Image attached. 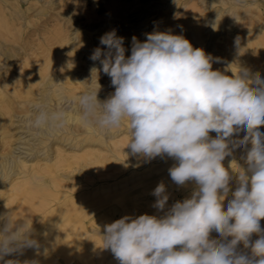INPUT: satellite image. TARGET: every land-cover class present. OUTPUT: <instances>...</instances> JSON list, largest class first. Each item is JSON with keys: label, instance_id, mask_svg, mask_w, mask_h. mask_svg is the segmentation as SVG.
I'll return each instance as SVG.
<instances>
[{"label": "clouds", "instance_id": "obj_1", "mask_svg": "<svg viewBox=\"0 0 264 264\" xmlns=\"http://www.w3.org/2000/svg\"><path fill=\"white\" fill-rule=\"evenodd\" d=\"M220 19L218 12L213 30ZM235 44L239 47V37ZM100 45L105 47L94 49L90 59L101 67H92L86 88L71 100L57 88L55 108L45 95L33 105L27 126L56 135L73 122L74 104L83 127L105 134L125 128L126 156L171 158L176 161L168 169L172 182L195 184L190 197L169 207L167 187L160 182L153 207L163 215H126L106 224L103 248L119 264H264V77L242 65L231 76L213 70L218 58L171 30L147 33L143 42L133 36L130 56L116 30L101 36ZM100 72L115 88L104 101L98 99ZM237 150H243V165L235 160ZM226 157H233L228 168ZM43 247L31 217L0 215L3 264H21L5 257L26 249L39 256Z\"/></svg>", "mask_w": 264, "mask_h": 264}, {"label": "bare ground", "instance_id": "obj_2", "mask_svg": "<svg viewBox=\"0 0 264 264\" xmlns=\"http://www.w3.org/2000/svg\"><path fill=\"white\" fill-rule=\"evenodd\" d=\"M2 1L8 3L6 0ZM21 1L29 0H16L17 5L10 6L11 11L0 12V26L8 25V34L12 37L17 35L13 34L14 32L11 31L17 24H20L18 29L26 24L24 23L25 11L21 9ZM35 1L40 2L42 0ZM109 1L116 4L119 0ZM178 1H181V3L178 6L176 14L178 15L179 12L182 14L171 18L174 15L171 16L167 11L174 10L175 3ZM242 1L145 0L142 5L139 4L138 7L136 6L137 8L135 9H137L138 13H136V15L134 14L135 16L130 19L125 17V11H123L124 6L121 10V7H116L117 5L113 7L114 4L112 3L111 6L113 8L109 9V6H105L108 10V14L106 13L98 22L94 20L96 23L92 21V24L88 26L84 25L87 26L84 30H77L78 21H76L72 15L69 16V19L74 21L72 29L76 30V35L72 37L71 34L68 35V37L56 35L54 42L56 41L57 43H54L56 45L51 48L47 47L41 51L31 50V52H29V48L27 47L18 46L16 44L14 47L10 46L12 39H2L0 41V64H3L1 65L3 68L2 70L0 67V83H4L1 87L3 89L0 91V107L4 109L0 115V179H3L0 180V197L4 196V200L6 199L5 202L2 200L3 203L0 204V215H3L9 206L16 204L18 198V200L24 202H19L18 206H32L36 212L44 213L46 215L44 221L47 220L43 229L37 232L38 238L44 245L41 249L42 255L37 256L35 250L26 249L22 255L13 254L5 257L6 260H18L21 264L26 260H38L39 264L45 262L50 264H61V257H65L70 261L76 254V257L79 256L81 262L83 259L88 260L89 258L90 260L94 255H90L91 257L87 258V256L85 257L84 255L88 251H85L86 253L83 254L82 251L85 249H81V255L85 258L81 257L79 251L82 246L79 248L77 244L80 242L79 240L77 241L79 237H81V239L87 237V232L82 230L85 226L83 227L82 224L81 227L83 228L81 229V227H79L80 225H75V223L81 222V219L77 222V220L74 219L76 215H72L73 218L61 221L59 219L60 217L55 218V215H50L54 218L48 217L49 213H52L59 206L65 204L67 200L71 199L67 195L66 199H63L62 194H66L68 190V194H71V191L75 190H79L80 192L89 189H91L92 192H94L93 190L95 189H104L105 191L108 189L113 190L119 188L118 184L123 183L119 180L114 181L115 179L112 180L113 182H110V177L119 175V177L121 176L122 178L131 170L130 173L132 175L142 174L140 170L142 168L143 159L131 155L126 156L124 154L130 153V148L126 147L129 136L125 128L120 129L118 132H113L112 134H105L96 129L83 127L79 123V118L75 111L76 106L73 104V111L71 113L73 122L62 132L56 135L37 133L27 126L26 118L33 110V105L38 103L46 95L47 99L50 101V107L55 108L58 104L56 96L57 88L63 89L65 96L69 100L83 91L91 79L92 67H101L99 62L92 61L90 56L97 47H105L100 45V37L112 30H116L118 36L124 37V46L127 49L126 56L131 55V49H128L126 44L132 43L133 36L143 42L146 40L147 33L171 30L173 34L183 35L190 41L194 48H202L206 54L211 55L213 58L221 59V61H219L221 63H213V70H221L226 75L231 76V70L235 72L237 66L242 65L250 68L253 72H259L261 76L264 77V26H260V23L256 21L258 19L264 22V16H260V13L255 14L251 11V13L255 15V19L252 20V15L250 13L251 16H245L244 14L252 10V8L258 12L264 11V2L260 0H254L252 2ZM43 2L49 4V6L55 7L56 5L55 0H43ZM110 4L109 2V5ZM117 4L121 5L122 2ZM136 5H138V2ZM125 6L127 5L125 4ZM30 8L31 7H28L27 9ZM164 9H166V11ZM152 10H156L158 13L149 24V17L151 16L150 11ZM130 11L132 12L133 10ZM69 12L70 11H68V13ZM218 12L221 17L218 30H213L211 24L216 21ZM6 13L10 15L6 16ZM38 13L47 14L46 9L43 7L38 10ZM71 14L73 13L71 12ZM84 26L82 25V27ZM1 31L0 29V32ZM237 37L240 38L239 47L235 44ZM4 42L11 43L5 45ZM250 50H252L256 56L260 57L258 61H254V64L257 66L251 65L245 61L247 58H249L248 60H253L252 58L257 59V57L251 58L249 55L251 52ZM18 58L20 60L15 63V59ZM95 79L96 76L93 74V81H95ZM52 81L61 84L52 85ZM98 84L100 85L98 99L101 101L109 98L115 91L114 86L111 84V78L103 72L99 73ZM260 131L264 132V126L260 128ZM243 135L244 133L242 132L241 137ZM105 149L107 150L105 151ZM235 155H240V157H242L243 150H237L234 153V157ZM108 160H110L109 165L99 164L102 161ZM169 160L171 161L173 159L168 157H157L155 159L157 162V171L155 173H158V177L155 179H157V181L170 177L168 173L170 166V163L168 164ZM241 160L242 159H240V161ZM144 162L146 161L144 160ZM223 162H226V164L230 163L229 160H224ZM111 166H113L111 168L112 171L109 172L108 169L106 171L105 168ZM10 172L12 173L11 179L9 177ZM154 175L155 174L150 175L148 179L151 181ZM35 177H40L42 179L37 183L34 182ZM135 177L136 176H134V179ZM130 179L132 178L130 177ZM130 179L128 178L127 181ZM141 180L143 181L142 178ZM141 180L135 183L136 186L142 182ZM63 182H65V184H63ZM108 182L110 183L108 184ZM61 186H65L66 190L60 189L59 187ZM133 186H131V189ZM121 188H124V186H121ZM128 189L129 188L125 187L123 192H128ZM117 191L118 190L113 191V196L116 197L117 201H112V195L107 196V191L105 192V196L103 195L104 197L102 196L99 198L101 202L99 203L102 208L97 212H93L94 214L91 213L93 214L92 216L87 215L85 217L86 219L88 216H91L87 218L89 224H96L104 228L106 224L124 217V214L126 215L123 202L120 200V197H123V195L120 196L123 192L122 190L119 192ZM98 192L95 191L94 193L96 194ZM85 199L87 200V198ZM74 200L69 201V203L72 202L73 205ZM133 202L135 203V201ZM85 204L88 205V202ZM92 204L93 202L88 206L91 207L90 205ZM95 204L98 205V202ZM151 204H153V202ZM74 205L76 204L74 203ZM84 207L85 206H82V208ZM94 207L97 208L96 206ZM94 207L92 205L91 210L86 208V212L88 210H90V212L92 210L94 211ZM65 208L67 209L68 207ZM73 208L76 210L82 209L81 207L77 209L75 206ZM27 211L24 213H27ZM57 211L59 212L61 209L59 210L58 208ZM70 211L71 210H69V212ZM81 211L83 210H80V214ZM131 211L133 212L134 210ZM136 211L138 210L135 209V213ZM84 232H86V234ZM44 233H46V236L43 235ZM102 234L103 231L97 228L91 231L90 235L92 238L89 237L93 239L94 242L97 241L99 243V247L96 251L97 255L100 256L99 258H101L102 261L107 259L109 264H119V261L114 257L111 250L103 248V240L100 236ZM88 243L90 244V242ZM89 249L92 248L90 247ZM95 250H93L92 253H94ZM106 255L107 258L105 257ZM88 261L86 263H88ZM108 261H106V263H108ZM96 262L98 263L99 261L96 260L93 264ZM103 263L106 264L105 261H103ZM0 264H3V262L0 261Z\"/></svg>", "mask_w": 264, "mask_h": 264}, {"label": "rangeland", "instance_id": "obj_3", "mask_svg": "<svg viewBox=\"0 0 264 264\" xmlns=\"http://www.w3.org/2000/svg\"><path fill=\"white\" fill-rule=\"evenodd\" d=\"M8 3H6V2H4V1H2V0H0V12H9V11H11V9H10V6H14V5H17V2H16V0H6ZM12 1V2H11ZM31 1V2H30ZM34 1V2H33ZM99 0H55V7L54 6H49V4H47V3H44L43 2V0L42 1H40V2H36L35 0H29V1H21V5H22V7H21V9L22 10H24L25 11V15H24V17H25V22L24 23H26V24H24L23 26H22V28H20V29H18L19 28V26H20V24H17L11 31H13L12 33L13 34H17V35H15L14 37H12V36H10L9 34H8V31H9V29L7 28V27H9L8 25H5V26H0V29L2 30L1 32H0V41L2 40V39H5V40H11L12 39V43L11 42H4L5 43V45H7V44H9V43H11V45L10 46H12V47H14L15 46V44L16 45H18V46H22V47H27V48H29V52H31V50H37V51H41L42 49H45V48H47V47H52V46H55L56 44H54V43H57L56 41L54 42V38L56 37V35L57 36H65V37H68V35H70L71 34V37L72 36H75L76 35V30H74V29H72V26L74 25V21L73 20H71V19H69V16H73L74 17V19L76 20V21H78V23H77V26H78V28H77V30H84V29H86L87 28V26L89 25V24H92V21H93V23H96V22H98L99 20H100V18H102V17H104V15H106V13L108 14V10L105 8V6H109L108 8L110 9V8H113L115 5H117L116 7H121V10L123 9V11H125V17H127L128 19H130V18H133L135 15H136V13H138L137 12V9H135V8H137L138 6H139V4H141L142 5V3L145 1V0H119L117 3H120V2H122V4L120 5V4H115V3H113V2H111V1H109V0H100L99 2H98ZM134 2V3H132V2ZM136 1V2H135ZM240 1H242V0H240ZM246 2V1H250V2H252V1H254V0H243L242 2ZM256 1H259V0H256ZM260 1H262V2H264V0H260ZM36 2V3H35ZM43 2V3H42ZM57 2V3H56ZM59 2V3H58ZM109 2L111 3L110 5H109ZM137 2H138V5H136L137 4ZM140 2V3H139ZM40 3V4H39ZM112 3L114 4L113 5V7L111 6L112 5ZM127 5V6H125V4ZM180 3H181V1H178V2H176L175 4V6H174V10H169V11H167L168 12V14H170L171 16H173V17H171V18H174L175 16H179V15H181L182 13L181 12H179L178 13V15L176 14L177 13V9H178V6L180 5ZM42 4V5H41ZM75 4V5H74ZM134 4V5H133ZM18 5H19V3H18ZM128 5H129V8H128ZM111 6V7H110ZM124 6V7H123ZM137 6V7H136ZM28 7H31L30 9H27ZM45 8L46 9V12H47V14H40V13H38V10L40 9V8ZM123 7V8H122ZM62 8V9H61ZM128 8V9H127ZM133 10L132 12L130 11V10ZM65 10V11H64ZM72 10V11H71ZM130 12H129V11ZM134 10H136V11H134ZM165 11H166V9H164ZM68 11H70L69 13H68ZM176 11V12H175ZM251 11L253 12V13H255V14H257V13H260V16H264V11H262V12H258V11H256V10H254V8H252V10H250V11H248L247 13H244L245 14V16H251L252 15V20H254L255 19V15L254 14H252L251 13ZM71 12L73 13V14H71ZM156 14H155V13ZM160 12H161V10H160ZM66 13V14H65ZM124 13V12H123ZM157 13H158V11H156V10H152V11H150V19H149V24L154 20V18L156 17V15H157ZM251 15H250V14ZM7 15L6 16H9L10 14L9 13H6ZM33 14V15H32ZM36 14V15H35ZM75 14V15H74ZM130 14V15H129ZM132 14V15H131ZM135 14V15H134ZM153 14V15H152ZM262 14V15H261ZM68 15V16H67ZM124 15V14H123ZM169 15V16H170ZM29 16V17H28ZM79 16V17H78ZM90 17H91V19H90ZM254 17V18H253ZM32 19V20H31ZM97 19V20H96ZM94 20L96 21V22H94ZM19 21V20H18ZM81 23H80V22ZM256 21H258L260 24V26H264V22H261V21H259L258 19L256 20ZM20 22V21H19ZM90 22V23H89ZM23 24V23H22ZM78 24H80V25H78ZM82 25L84 26V25H87V26H84V27H82ZM3 29H2V28ZM26 27V28H25ZM51 27H52V29H51ZM56 29H55V28ZM27 29V30H26ZM19 30H21V31H19ZM49 31V32H48ZM5 32V33H4ZM56 32V33H55ZM69 32V33H68ZM7 34V35H6ZM29 34V35H28ZM45 34V35H44ZM8 36V37H7ZM34 36V37H33ZM50 38H52V39H50ZM29 41V42H28ZM45 41V42H44ZM76 41H77V38H76ZM76 41H75V43H76ZM35 42V43H34ZM40 42V43H39ZM47 42V43H46ZM38 43V44H37ZM31 44H32V46H31ZM48 44H49V46H48ZM51 44V45H50ZM53 44V45H52ZM124 45H125V43H124ZM127 46H128V49H131V44H126ZM249 49H250V47H249ZM251 52H250V56H251V58L252 57H257V59H254V58H252L253 60H248L249 58H247L245 61L247 62V63H249V64H251V65H255V66H257L256 64H254V61H258L259 59H260V57L259 56H256L255 54H254V52L252 51V50H250ZM128 55H130V54H128ZM255 55V56H254ZM219 59V58H218ZM20 59L18 58V59H15V63L16 62H18ZM219 61H221V59H219ZM250 61V62H249ZM219 64V63H221V62H215V64ZM1 65H3V64H0V67H1ZM224 68V67H223ZM3 68L1 67V70H2ZM217 69V68H216ZM2 83V84H1ZM0 83V91H2V89L3 88H1L2 86H3V82H1ZM4 111V109L2 108V107H0V115H1V113ZM214 132H212V133H210V136L211 137H214L215 136V134L216 133H214ZM240 136H241V133H240ZM107 149H105V151H106ZM104 151V152H105ZM108 153V152H107ZM104 154H106V153H104ZM156 159V158H155ZM155 159H152V160H150L149 162L148 161H146V162H144V160H143V164H142V168H141V175H132L130 172L132 171H128V173H126V175L124 176V177H122L121 178V176L119 177V175H115L114 177H110L111 178V180H110V182H113L112 180H114V181H122V183L123 184H118V186H119V188H116V189H108V190H104V189H99V190H93L94 192L96 191V192H98V191H100V192H98V193H94V192H92V190L91 189H89V190H83L82 192H80L79 190H75V191H71V194H68V191H67V193L66 194H62V196H63V199L65 200L66 199V195L67 196H69L72 200H74L73 201V205H72V202L71 203H69V201H72L71 199H69V200H67L66 201V203L65 204H63V205H61V206H59L58 208H59V210L61 209V211H57V209L55 210V211H53L52 213L50 212L49 213V216L48 217H51V216H53V215H55L54 217L55 218H59L61 221H65V220H69V219H71V218H73V216L72 215H76L75 217H77V218H75L74 217V219L75 220H77V222L78 221H80V219H81V222H78V223H75V225L76 226H78V225H80L79 227H81V225L83 224V227L85 226V228L84 229H82L83 227H81V229L82 230H84V231H86L87 232V237L89 238V237H91V231L93 230H96L97 228H98V230L100 229V231H103L104 230V228L102 227V226H98V225H96V224H89V222L87 221V218L89 217H91L94 213L93 212H97L99 209H101L102 207H101V205H100V201H99V198L100 197H102L103 195L105 196V192H106V194H107V196L109 195V196H111L112 195V201L113 200H116L117 201V199H116V197H114L113 196V191H116V190H118L117 192H119V191H121L122 190V192H123V190H124V188L126 187V188H129L127 191L128 192H123V194H121L120 196H122L123 195V197L121 198L120 196V200L123 202V205H124V210H125V213H126V215L127 216H132V217H138L139 215H142V214H145V213H147V214H149V215H163V213L162 212H158L157 211V209L156 208H152L153 207V205H154V203H155V200L154 199H156V197L155 196H153L152 195V193H153V190L156 188V186L158 185V183L159 182H164L165 183V185L168 187L167 188V191H168V193H170L169 195V201H168V206L170 207L173 203H175L176 201H179V200H183L184 198H186V197H190V195H191V193H192V190L194 189V187H195V185H194V182H189L190 184H188L187 186H185V187H178L177 185H175L174 186V183L172 182V180H171V178L169 177V178H166V179H164V180H161V181H157V179H155V178H157L158 177V173H155L157 170H156V165H157V162L155 161ZM240 159H241V157H240V155H235V160L237 161V162H239L240 161ZM225 160H229V161H232L233 160V157H231V159H230V157H226L225 158ZM156 162V163H155ZM170 163V166H173L174 165V163H176V161H174V160H169V162H168V164ZM173 163V164H172ZM224 163V166L226 167V168H228V166H229V164L227 163L226 164V162H223ZM240 163L242 164V163H244V162H242V160L240 161ZM99 164H107V165H109L110 164V160H108V161H102V162H100ZM172 164V165H171ZM152 167H151V166ZM243 165V164H242ZM170 166H169V168H170ZM113 166H111V167H107V168H105L106 169V171H107V169H108V171L109 172H111L112 170H111V168H112ZM234 167H235V165H234ZM146 168V169H145ZM146 171H145V170ZM149 169V170H148ZM143 171V172H142ZM145 171V172H144ZM147 176H146V175ZM149 174V175H148ZM152 174H155L154 176H153V179H151V181L148 179V178H150V175H152ZM134 176H136L135 177V179H134ZM127 177V178H126ZM130 177L132 178V179H130ZM113 178V179H112ZM125 178V179H124ZM128 178L130 179L129 181H127L128 180ZM141 178L143 179V181L141 180ZM123 179H124V181H123ZM142 181L141 183H139V184H137V186H136V184L135 183H137L138 181ZM78 182V181H77ZM110 182H108V184L110 183ZM135 185H134V184ZM63 184H65V182H63ZM130 184V185H129ZM123 187L124 186V188H121V186ZM135 187H134V186ZM169 185V186H168ZM173 185V186H172ZM191 185V186H190ZM117 186V187H118ZM131 186H133L132 187V189H131ZM236 185H235V180H233L232 181V189L234 190V187H235ZM187 187H189V188H187ZM60 189H62V190H66V187L64 186H61V187H59ZM174 188V189H173ZM58 189V188H57ZM170 189V190H169ZM178 189V190H177ZM182 189V190H181ZM54 190H55V188H54ZM61 190V191H62ZM172 190V191H171ZM102 191V192H101ZM144 191H146V192H144ZM170 191V192H169ZM80 192V193H79ZM176 195H175V194ZM79 194H80V196H79ZM81 194H83V195H81ZM91 194V195H90ZM179 194V195H178ZM65 195V196H64ZM85 195V196H84ZM89 195V196H88ZM133 195V196H132ZM174 195V196H173ZM79 196V197H78ZM83 196V197H82ZM103 196V197H104ZM132 196V197H131ZM140 196H142V197H140ZM75 197V198H74ZM77 197H78V199H77ZM90 197H91V199H90ZM124 197H126V198H124ZM130 197V198H129ZM136 197V198H135ZM173 197V198H172ZM4 196H2V197H0V204L1 203H3V201L2 200H4ZM85 198H87V200L85 199ZM93 198V199H92ZM129 198V199H128ZM133 198V199H132ZM142 198V199H141ZM84 199H85V201H84ZM131 199V200H130ZM135 199V200H134ZM79 200V201H78ZM123 200H125V201H123ZM141 200H143V201H141ZM6 201V199L4 200V202ZM91 201V202H90ZM98 202V205L97 204H95L96 202ZM133 201H135V203L133 202ZM16 204H12L11 206H9L8 208H7V210H6V212L5 213H7V212H10V214H11V217H12V219L13 220H15V218L16 219H21V218H27V217H31V219H32V222H33V227H34V229L38 232L39 230H42L43 229V227H44V225L46 224V222H47V220H45L44 221V219H46V215L44 214V213H39L38 211L36 212V210L35 209H33V207L32 206H18L19 204V202H23V201H21V200H18V198H17V200H16ZM88 202V205L90 204V203H92L93 202V207L94 206H96L97 208H95L94 207V211L92 210L91 212H90V210L92 209L91 207H92V205H90L91 207H89L87 204H85V203H87ZM95 202V203H94ZM100 202V203H99ZM153 202V204H151ZM226 202V201H225ZM24 203V202H23ZM69 203V204H68ZM74 203L76 204V205H74ZM80 203H83V204H80ZM151 205H150V204ZM227 203V202H226ZM225 203V204H226ZM70 204H71V206H70ZM132 204V205H131ZM64 205H68V206H64ZM79 205V206H78ZM147 205V206H146ZM150 205V206H149ZM77 207V209H80V207L82 208V206H85L84 208H82V209H80V210H83V211H81V214H80V210H76L75 208H73V207ZM128 206H129V208H128ZM226 206V205H225ZM21 207V208H20ZM30 207V208H29ZM65 207H68L67 209L65 208ZM70 207H71V209H70ZM100 207V208H99ZM86 208H88V209H90V210H88L87 212H86ZM133 208V209H132ZM136 210H138V211H136V213H135V209ZM21 209V210H20ZM23 209V210H22ZM64 211H63V210ZM97 209V210H96ZM134 210L133 212L131 211V210ZM20 210V211H19ZM27 211V213H24V212H26ZM69 210H71L70 212H69ZM84 210H85V212H84ZM129 210V211H128ZM72 211H75V212H72ZM78 211V212H77ZM127 211H128V213H127ZM144 213H143V212ZM36 212V213H35ZM56 212V213H55ZM78 214H77V213ZM89 212V213H88ZM4 213V214H5ZM24 213V214H23ZM54 213V214H53ZM84 213V214H83ZM86 213V214H85ZM91 213H93V214H91ZM132 213V214H131ZM135 213V214H134ZM41 214V215H40ZM57 214V215H56ZM62 214H63V216H62ZM67 214V215H66ZM70 214V215H69ZM51 215V216H50ZM87 215H91V216H88L86 219H85V217L87 216ZM125 214L123 215V216H126ZM19 217V218H18ZM43 217V218H42ZM54 217H51V218H54ZM29 223H31V221L29 220ZM260 224H261V227L262 228H264V219H262L261 221H260ZM90 225V226H89ZM90 228H89V227ZM88 228V229H87ZM86 232H84L85 234H86ZM96 236H98V235H96ZM211 236L213 237V238H216L217 237V233H215V232H213L212 234H211ZM82 238L81 239V237H79L78 239H77V241L79 240L80 242H76L77 244H78V246H79V248L82 246V248H80V251H79V253H80V255H81V253L83 252V254L84 253H86L87 251V255L85 254L84 256L86 257L87 256V258L88 257H91L92 255H94V256H92V258L93 257H95V258H90V260H89V258H88V260H85V259H83V258H81V259H83V261L81 262V260H80V258H79V256H77L76 257V255L72 258V260H70V261H68V259H66L65 257H61L60 258V263L61 264H93L96 260L97 261H99L100 262V264H104L103 263V261H105V263H106V261H108L107 259L106 260H103L102 261V259L101 258H99L100 256L99 255H97V249H98V247H99V243L97 242V241H95L94 242V240L93 239H91V238ZM257 237L255 236V235H253V237H252V239H256ZM85 239H87V240H85ZM82 240H83V242H82ZM88 242H90V244L88 243ZM92 248V249H89L90 247ZM93 247H95V248H93ZM84 250V251H82V250ZM88 249V250H87ZM96 249V250H95ZM93 250H95L94 251V253H96V254H94V253H92L93 252ZM82 251V252H81ZM86 251V252H85ZM90 251V252H89ZM79 253H78V255H79ZM89 253V254H88ZM91 255V256H90ZM84 256H82L81 255V257H84ZM98 256V257H97ZM84 257V258H85ZM106 258H107V255L105 256ZM104 257V258H105ZM64 259H65V261H64ZM79 259V260H78ZM92 259V260H91ZM94 260V261H93ZM88 261V263H86ZM69 262V263H68ZM99 262L97 263H95V264H99ZM41 264H50V263H47V262H45V263H41ZM106 264H109V261H108V263H106Z\"/></svg>", "mask_w": 264, "mask_h": 264}]
</instances>
